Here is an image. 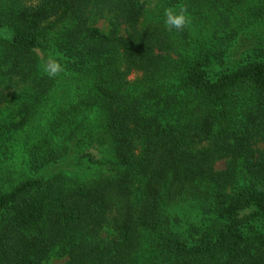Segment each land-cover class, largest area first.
<instances>
[{
    "label": "trees",
    "instance_id": "trees-1",
    "mask_svg": "<svg viewBox=\"0 0 264 264\" xmlns=\"http://www.w3.org/2000/svg\"><path fill=\"white\" fill-rule=\"evenodd\" d=\"M155 1L0 0V264H264V0Z\"/></svg>",
    "mask_w": 264,
    "mask_h": 264
},
{
    "label": "rangeland",
    "instance_id": "rangeland-1",
    "mask_svg": "<svg viewBox=\"0 0 264 264\" xmlns=\"http://www.w3.org/2000/svg\"><path fill=\"white\" fill-rule=\"evenodd\" d=\"M152 1V5L155 6L156 1L155 0H150ZM110 16L108 14H105L102 17H99L97 19V26H99L103 31L108 32L110 29ZM138 76V72H132L129 76L130 80H134L136 79V77ZM70 99V95H68L67 93L60 91L57 94V97H55V99H53L50 103H48L45 107V111L42 113V116L38 119H36L34 121V123L37 122V125L40 124V128H45L48 125L51 126V123L55 120L54 117H57L56 113L58 111L59 108H61L64 104H66ZM39 120V121H38ZM38 127V126H36ZM52 127V126H51ZM36 131L32 130V137L33 139H28L26 138L27 135L29 134L25 129L23 131H14L13 134L14 136H16L18 138L17 141L14 142V148L12 150V153L10 154L11 157H14V163L15 166L13 165V167H16L17 169L23 168L24 171H28L27 173H32L31 171V158L29 157L28 154H24V150L21 144L27 143V145H29V143L31 144L32 141L34 140V138L37 136V128H35ZM29 131V130H28ZM25 147V146H24ZM28 148V147H26ZM88 149V148H87ZM87 149L83 150L86 151ZM91 151H93V153H95L96 156H104L106 155V148H100L98 146L96 147H90ZM102 149L105 151L103 152ZM76 159V158H75ZM70 163V166L68 165ZM74 160L68 162V164L63 165L62 167L66 169V173H68L69 175H74L76 172L74 170ZM226 166V161L225 160H219L216 163V168L217 169H224ZM45 171V170H43ZM26 172H24V175H27ZM92 173H96L95 169L90 172ZM82 174H88V173H82ZM26 177V176H25ZM45 264H68V257L67 256H63V257H59L56 255H52L47 261H45Z\"/></svg>",
    "mask_w": 264,
    "mask_h": 264
},
{
    "label": "clouds",
    "instance_id": "clouds-1",
    "mask_svg": "<svg viewBox=\"0 0 264 264\" xmlns=\"http://www.w3.org/2000/svg\"><path fill=\"white\" fill-rule=\"evenodd\" d=\"M165 17L166 19L164 23L169 30H172L173 28L177 30L182 29L189 22L187 16L185 15L184 9H180L179 12L166 10ZM61 70V65L54 60L51 61L46 67V71L51 76L56 75Z\"/></svg>",
    "mask_w": 264,
    "mask_h": 264
}]
</instances>
